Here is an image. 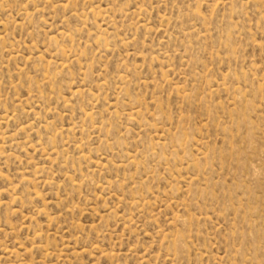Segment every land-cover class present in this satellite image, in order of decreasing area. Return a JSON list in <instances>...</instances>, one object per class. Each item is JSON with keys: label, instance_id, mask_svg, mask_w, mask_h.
Returning a JSON list of instances; mask_svg holds the SVG:
<instances>
[{"label": "rangeland", "instance_id": "1", "mask_svg": "<svg viewBox=\"0 0 264 264\" xmlns=\"http://www.w3.org/2000/svg\"><path fill=\"white\" fill-rule=\"evenodd\" d=\"M0 264H264V0H0Z\"/></svg>", "mask_w": 264, "mask_h": 264}]
</instances>
